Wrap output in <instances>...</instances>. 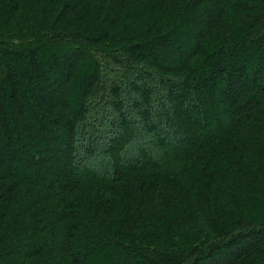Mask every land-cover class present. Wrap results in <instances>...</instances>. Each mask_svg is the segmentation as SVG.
<instances>
[{
    "label": "trees",
    "instance_id": "obj_1",
    "mask_svg": "<svg viewBox=\"0 0 264 264\" xmlns=\"http://www.w3.org/2000/svg\"><path fill=\"white\" fill-rule=\"evenodd\" d=\"M262 78L264 0H0V264H264Z\"/></svg>",
    "mask_w": 264,
    "mask_h": 264
},
{
    "label": "rangeland",
    "instance_id": "obj_2",
    "mask_svg": "<svg viewBox=\"0 0 264 264\" xmlns=\"http://www.w3.org/2000/svg\"><path fill=\"white\" fill-rule=\"evenodd\" d=\"M182 47L183 48H186V45L184 44L183 45V43H182ZM235 66H239L238 64H235ZM262 81H264V78H262ZM195 88H193V90H192V94H193V97H192V100L193 101H195V96H196V92H195ZM214 93H215V91H214ZM198 96V95H197ZM196 96V97H197ZM162 111L161 110H156V112H155V119H156V124H161L162 126L163 125H165L166 126V128L165 127H159V128H165V129H167L168 131H171L172 132V129L169 127L170 126V123H168L167 122V119H165V117H163L164 115H163V113H161ZM164 119V120H163ZM160 120H163L164 122L163 123H161L160 122ZM194 123H196V124H198V118H197V116H195L194 117ZM169 125V126H168ZM171 126H172V124H171ZM173 129H174V127H173ZM174 131V130H173ZM202 132V131H201ZM134 135H135V137L137 138V144L139 145V144H141V145H143L144 146V149L145 148H152L154 145H153V143L148 139V138H146L145 137V135H144V132H143V128L142 127H140V125H138L137 127H136V129H134ZM41 136H42V134H41ZM129 148V147H128ZM128 148H127V151H126V153L128 152ZM132 149V148H131ZM166 149L168 150L169 149V146L168 147H166ZM133 153H136V149L134 148L133 150H131ZM82 169H83V167H82ZM81 169V171H83ZM52 175H54V172H52ZM56 176V175H55Z\"/></svg>",
    "mask_w": 264,
    "mask_h": 264
}]
</instances>
